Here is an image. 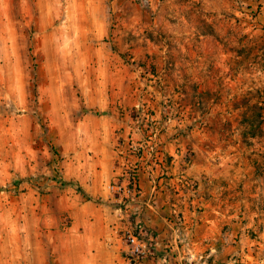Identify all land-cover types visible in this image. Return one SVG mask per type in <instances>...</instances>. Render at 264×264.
Here are the masks:
<instances>
[{
	"label": "rangeland",
	"instance_id": "obj_1",
	"mask_svg": "<svg viewBox=\"0 0 264 264\" xmlns=\"http://www.w3.org/2000/svg\"><path fill=\"white\" fill-rule=\"evenodd\" d=\"M169 159L264 208V0H0V264H119L78 181Z\"/></svg>",
	"mask_w": 264,
	"mask_h": 264
},
{
	"label": "crops",
	"instance_id": "obj_2",
	"mask_svg": "<svg viewBox=\"0 0 264 264\" xmlns=\"http://www.w3.org/2000/svg\"><path fill=\"white\" fill-rule=\"evenodd\" d=\"M169 160L166 172L151 171L146 165L140 168L136 195L116 198L78 181L85 197H101L98 204L94 198L81 204L96 209L92 230L84 231L94 246L110 245L117 263L128 264L122 239L141 226L148 254L140 264H264V208L243 211L247 223L233 222L227 186L218 193L192 196L180 189L177 163ZM125 176L119 166L110 182Z\"/></svg>",
	"mask_w": 264,
	"mask_h": 264
},
{
	"label": "built area",
	"instance_id": "obj_3",
	"mask_svg": "<svg viewBox=\"0 0 264 264\" xmlns=\"http://www.w3.org/2000/svg\"><path fill=\"white\" fill-rule=\"evenodd\" d=\"M125 178L110 182L107 187L108 194L121 197L123 194L136 195L138 193V174L135 169L127 170ZM145 229L138 226L134 231L124 235V254L128 264H140L148 254V245L144 240Z\"/></svg>",
	"mask_w": 264,
	"mask_h": 264
}]
</instances>
